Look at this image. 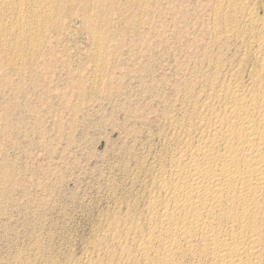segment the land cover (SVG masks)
I'll return each instance as SVG.
<instances>
[{"label": "rangeland", "instance_id": "rangeland-1", "mask_svg": "<svg viewBox=\"0 0 264 264\" xmlns=\"http://www.w3.org/2000/svg\"><path fill=\"white\" fill-rule=\"evenodd\" d=\"M100 1L60 0L51 25L0 17V264L89 255L164 160L187 86L236 59L213 42L214 0Z\"/></svg>", "mask_w": 264, "mask_h": 264}, {"label": "bare ground", "instance_id": "bare-ground-1", "mask_svg": "<svg viewBox=\"0 0 264 264\" xmlns=\"http://www.w3.org/2000/svg\"><path fill=\"white\" fill-rule=\"evenodd\" d=\"M59 1L0 0V17L47 25ZM213 5V42L233 40L236 59L215 55L210 72L187 86L164 134V160L142 168L144 193L116 210L89 255L67 264H264V0ZM25 35L16 31L15 49Z\"/></svg>", "mask_w": 264, "mask_h": 264}]
</instances>
